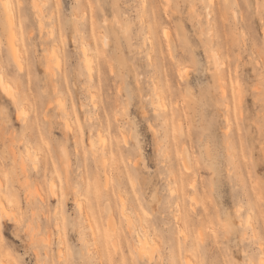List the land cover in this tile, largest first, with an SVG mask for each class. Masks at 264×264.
<instances>
[{"label":"clouds","instance_id":"9594fccd","mask_svg":"<svg viewBox=\"0 0 264 264\" xmlns=\"http://www.w3.org/2000/svg\"><path fill=\"white\" fill-rule=\"evenodd\" d=\"M123 2L73 0L77 52L88 9L102 17L90 63L59 52L63 67L41 76L33 68L43 58L27 44V83L0 31V222L14 221L28 245L21 254L0 234V264H96L92 226L112 220L113 195L129 199L131 176L166 171L180 153L204 191L193 188L177 214L180 256L169 264H264V0H134L130 15L118 10ZM233 108L259 141L221 135L236 126ZM129 216L128 227L113 222L114 237L151 228L134 207ZM52 221L81 249L53 259Z\"/></svg>","mask_w":264,"mask_h":264},{"label":"rangeland","instance_id":"374dc122","mask_svg":"<svg viewBox=\"0 0 264 264\" xmlns=\"http://www.w3.org/2000/svg\"><path fill=\"white\" fill-rule=\"evenodd\" d=\"M5 2V0H0V31L6 33L5 42L10 47L11 43H14L19 59L17 60L14 49L11 47L13 57L24 68L25 83H27L29 72L23 62L25 57H22L21 53L27 44L34 47L38 58H43L38 59L33 68V71L41 76L46 71L53 72L54 67L57 70L63 67L64 61L59 52L65 53L72 63L83 61L86 65V53L89 47L95 48L99 25L102 23V17L97 15L94 9L89 8L87 11L84 22L85 31L79 42V51L77 52L74 35L81 13L78 9H74L73 0H10L12 9V18L10 19L5 7L2 6ZM57 3H59V7H57ZM118 10L124 15L134 13V0H124L119 5ZM112 14V7L107 6L104 16L111 18ZM17 37L21 39L19 46L16 43ZM246 105L247 111L255 110L251 98L246 99ZM244 119L243 113L238 114L237 110L233 108L231 120L235 122L236 126L234 128H222L221 135L231 136L234 132L238 139L244 136L259 141L260 130L253 127L246 132ZM247 142L248 139L246 138L245 143ZM84 143L87 144V132L84 133ZM74 147L75 144L73 143ZM183 155V153L178 154L175 162L166 171L157 169L153 174H146L141 171L138 178L131 176L127 183V191L130 193L129 199H124L119 193L113 195V204L118 203L119 208L112 220H105L98 230L94 225L92 226V230L95 231V238L90 240L92 255L89 259L95 261L96 264H125V262L126 264H133V256H136L137 260L134 264H169L171 260L180 256L179 234L183 230V223L182 219L177 218V214L182 212L186 197L191 203L193 197L189 196V193L193 188L200 193L204 191L203 181L199 177L191 175L184 166L185 161L181 158ZM260 171L264 172V168H261ZM189 175H191L192 182L187 185L186 189L185 181ZM60 179L61 177L57 178V185H59ZM47 200L49 206L55 211L57 206L56 195L48 197ZM75 207L76 203L73 199H67L63 205L67 212H71ZM133 207L146 220L153 222L151 228L147 225L144 226L145 229L134 226L133 230L124 233L123 236L114 237L113 222L120 223L123 220L125 227H128V224L133 222V218L129 216ZM123 208L126 214H124ZM144 212H148L150 219L144 216ZM46 227L50 236L51 257L53 259H60L61 253L67 254L69 248L73 246L78 250L81 249V246L77 244V234L73 233L70 228L65 229L62 222L60 228L56 227L55 221L47 224ZM16 232L17 225L14 221L5 219L0 222V234L3 235L4 240L15 251L23 254L28 245L22 243L25 239L24 236H21L20 239L16 238ZM106 233H111L110 239L107 238ZM137 235L146 236L150 245L152 243V253L149 249V254H152L151 257H147L150 256L148 253L145 256L143 253L140 255L139 250L137 251ZM173 236L175 237L174 247L168 244ZM32 259L33 264H35L34 257Z\"/></svg>","mask_w":264,"mask_h":264},{"label":"bare ground","instance_id":"6f19581e","mask_svg":"<svg viewBox=\"0 0 264 264\" xmlns=\"http://www.w3.org/2000/svg\"><path fill=\"white\" fill-rule=\"evenodd\" d=\"M6 2H5V4H8V5H10V0H5ZM6 9V12L8 13V16H9V19L10 18H12V9H11V7H7V8H5ZM11 47H12V49H14V54H15V56H16V58H17V60L19 59L18 58V54H16V51H15V47H14V43L12 42L11 43ZM86 53V52H85ZM88 63H90V59H89V57H86V65L88 64ZM123 212H124V214H126V211H125V209L123 208ZM127 219V218H126ZM128 221V220H127ZM144 229H145V227H144ZM137 251L139 252V254L141 255L142 253H148V255H150V256H147V257H151L152 256V254H149V249L151 250V247L153 246L152 245V243H151V245H150V241L146 238V236H140V235H137ZM148 251V252H147ZM141 252V253H140ZM151 253H152V250H151ZM143 256V255H142ZM146 256V255H145Z\"/></svg>","mask_w":264,"mask_h":264},{"label":"snow or ice","instance_id":"6c2138e0","mask_svg":"<svg viewBox=\"0 0 264 264\" xmlns=\"http://www.w3.org/2000/svg\"><path fill=\"white\" fill-rule=\"evenodd\" d=\"M57 7H59V5H57ZM165 35H167V34H165ZM101 54H103V53H101ZM17 66L20 67L18 61H17ZM51 190L54 192V191H55V186H52ZM144 216H145V217H149L148 212H144ZM149 219H150V217H149ZM106 236H107V238L110 239V238H111V233H106ZM143 255H147V253H143ZM136 260H137V257H136V256H133V264H134V262H135ZM125 264H126V262H125Z\"/></svg>","mask_w":264,"mask_h":264}]
</instances>
